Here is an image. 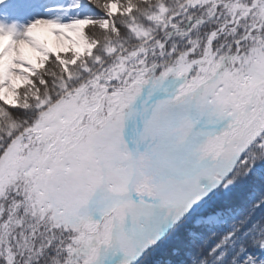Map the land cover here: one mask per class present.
<instances>
[{"label":"snow or ice","instance_id":"6c2138e0","mask_svg":"<svg viewBox=\"0 0 264 264\" xmlns=\"http://www.w3.org/2000/svg\"><path fill=\"white\" fill-rule=\"evenodd\" d=\"M0 264H264V0H0Z\"/></svg>","mask_w":264,"mask_h":264},{"label":"rangeland","instance_id":"374dc122","mask_svg":"<svg viewBox=\"0 0 264 264\" xmlns=\"http://www.w3.org/2000/svg\"><path fill=\"white\" fill-rule=\"evenodd\" d=\"M161 257L159 256V254H157L156 256H153L151 259L152 260H156V259H160Z\"/></svg>","mask_w":264,"mask_h":264}]
</instances>
